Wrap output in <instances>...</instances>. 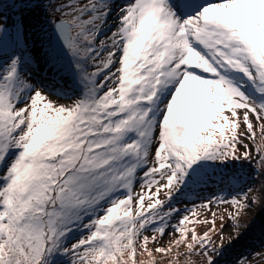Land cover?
<instances>
[{"label":"snow or ice","instance_id":"1","mask_svg":"<svg viewBox=\"0 0 264 264\" xmlns=\"http://www.w3.org/2000/svg\"><path fill=\"white\" fill-rule=\"evenodd\" d=\"M114 6L0 0V264H218L264 201L261 183L200 205L233 206L234 235L222 227L218 243L189 215L170 223L180 209L168 205L210 169H264V0H125L110 25ZM161 189L167 200L152 199ZM170 227L177 238L161 244Z\"/></svg>","mask_w":264,"mask_h":264},{"label":"trees","instance_id":"2","mask_svg":"<svg viewBox=\"0 0 264 264\" xmlns=\"http://www.w3.org/2000/svg\"><path fill=\"white\" fill-rule=\"evenodd\" d=\"M44 76L45 73L43 71H37L35 73V79H43ZM65 80L68 83L63 81L61 87L65 91L69 92V89L71 88V84L69 82L70 79ZM48 82L51 81L49 80ZM46 90L47 89H45V91ZM257 132L259 135V129ZM246 143H248L249 147L252 148L253 160L255 161V146L250 141H246ZM212 171L215 172L213 181H210L207 184H201V186H194V189L185 190L184 194L186 197L199 195L209 198L213 195L221 194L223 190H225V193L235 194L240 189L246 188L250 185H255L252 192L255 195L256 189L259 188L261 183H264V169L258 173L256 165L254 163H249L248 161H245L242 165L236 164L235 166H229L228 168L216 167ZM256 206H258V208H256ZM242 221L249 224V227L246 230L244 228L241 229L243 234L238 240H235L231 246L225 249L224 256L222 258H218V264H238L242 257H249L250 264L264 262V257H254L252 255L255 252L264 253V201L247 209L246 213L242 217ZM230 222L231 220L229 219L228 223ZM188 227L189 229H193L189 225ZM212 228L213 227H210L207 232H210V235H213L214 239L218 243L219 235H216V233H219L221 228H215V232H211L210 230ZM223 231L225 236L234 235V229L232 227L227 228V226H224ZM177 236L178 234L175 236L172 235L171 237H165L164 240L161 241V244L167 245L169 240H173L177 238ZM137 259L140 260L138 257ZM203 259V257L193 256L191 258L192 264H203ZM161 264H166V262H161ZM180 264H185L183 258H181Z\"/></svg>","mask_w":264,"mask_h":264},{"label":"rangeland","instance_id":"3","mask_svg":"<svg viewBox=\"0 0 264 264\" xmlns=\"http://www.w3.org/2000/svg\"><path fill=\"white\" fill-rule=\"evenodd\" d=\"M124 3H125V0H115V6H114L112 14L109 18V24L110 25L115 24L116 17H117V10ZM24 15H25V24L28 27L29 32L31 33L32 27L34 25H36L37 22L40 19H42V17H43L42 9H37L35 12H26ZM64 81L67 82L66 80H64ZM69 82L71 84V88L69 89V92H77L78 89L76 88V86L72 83L71 80H69ZM46 92H48L49 96L54 101H57L59 103H65V104L71 102L70 98H61V97L53 94L52 92H49L48 90H46ZM253 124H254V127L258 130L259 127H258V123L256 122L255 118H253ZM238 131H243V125H242L241 129ZM241 151H242V149H241ZM212 170L213 169H210L209 171H212ZM140 175L142 176V173ZM135 190L137 192H139L141 190V181L140 180H138L136 182ZM144 191L147 192L148 189H144ZM166 191L167 190H165V189H161V192L159 193L158 197H153L152 199L158 198L161 201H166L167 200ZM151 192H153V193L155 192V186L152 187ZM230 195H234V194L225 193V190H223V192L221 194H216V195H213L209 198H205V197H202L199 195L192 196V197H189V196L186 197V195L184 193H182L181 195L175 197L173 202L170 205H168V207L180 209L179 213L174 215L171 218L170 223L172 225H175L181 219V217H183L184 215H189V221H191V222H186V223H188L189 226H191L193 229H195L197 234L203 235V233L207 232L210 227H213L212 219H213V214L215 213L216 214L215 226H214L215 228H217V229L222 228L225 225L227 226V228H231L232 227L231 222L228 223V221H229L228 212L233 211V206L231 204L213 202L210 208L200 207V205L204 204L208 200H214L216 197H221V196L229 197ZM250 195H254V194L251 193ZM149 202H151V201L146 197L145 204H147ZM194 206H196L194 213L186 212V209H192ZM256 208H258V206H256ZM221 215H223L224 219H220ZM174 230L175 229L173 227H170L168 229V234H166L167 236L164 235L161 241H163L165 237H171ZM145 234L148 235L149 237H151L153 235V232L150 229ZM85 235H87L86 230L74 232L71 235L69 243L76 242L82 236H85ZM157 235H159V234H157ZM148 246L150 248H155L159 245H156L150 241ZM156 255H157V257H159V254H156ZM138 258L140 260H144L145 262L148 261L147 256H144V257L138 256ZM67 259L68 258H65L64 264H67ZM163 262H166V264H167L166 260ZM258 264H264V262H258Z\"/></svg>","mask_w":264,"mask_h":264}]
</instances>
